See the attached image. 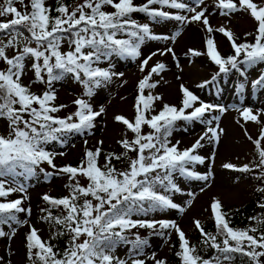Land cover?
<instances>
[{"label": "snow or ice", "instance_id": "6c2138e0", "mask_svg": "<svg viewBox=\"0 0 264 264\" xmlns=\"http://www.w3.org/2000/svg\"><path fill=\"white\" fill-rule=\"evenodd\" d=\"M15 2L16 0H4V3L0 4V17L9 15L12 17L10 20L0 22V32L10 37L6 44L0 43V61L8 66L0 70V118L8 120L10 129L7 136L0 134V178H11L12 182H16L17 176L33 175L34 166L41 163L56 168L53 163L54 154L47 151L45 145L52 141L63 143L61 136L65 133L73 131L83 133L92 129L96 118L104 112L103 107L99 111H94L87 101L78 98L74 101L77 105V111L73 114L76 120H73V116L58 118L52 115L59 111L58 107L50 103L55 99V93L46 90L38 95L22 83L26 59L33 61L31 67L36 81L51 85L53 81H58L65 74L71 73L84 85L85 95L91 96L94 88L100 87L110 81L113 75H117L109 69L93 66L102 57L107 58L114 54L136 58L141 55L140 48L145 39H169L167 36L152 34L149 24L139 23L133 18V14L144 13L154 21L164 18L175 19L181 23L200 22L208 33L214 31L205 15L207 7H200L204 5L205 0H196L195 7L178 0H144L140 4L134 0H83V3L76 5L71 11L68 5L59 2L55 9L56 16H52V10L45 7V0H30L31 11L19 10L13 6ZM19 2L23 4V0ZM154 5L187 10L192 15L190 17L172 15L168 11L153 7ZM28 7L29 5H25V9ZM216 7L224 16L241 10L248 11L257 22L254 42L237 43L230 29L220 27L215 31L228 38L234 54L222 56L211 35L206 40V53L194 49L189 51L195 56L206 54L219 67L216 75L236 69L244 76L240 65L264 64V6L257 5L253 0H217ZM106 8H110L111 11L105 10ZM118 33H126L129 38L117 39ZM176 35H179V32ZM171 39L174 40L175 37ZM65 40L69 50L63 52L61 44ZM33 44L35 47L31 46ZM12 47L17 48V53L9 57L6 49ZM166 52L174 56L171 48H167ZM160 54L164 55L165 52L162 51ZM154 55L156 53L141 61V71H144ZM164 70L163 63H156L150 68L148 75L138 82L136 115L133 121L119 115L115 117L116 121L123 123L134 134L132 139L118 141L124 150L122 153H108L101 165L98 163L101 149L86 150L79 166L66 165L58 169L60 173L68 174L72 180L82 175L89 183L82 186L76 181L71 186L69 196L54 198L45 194L42 197L52 206H63L66 210V215L52 217L49 213L48 218L62 226L70 235V240L63 253H57L53 245L40 239L35 228H30L26 240L29 259L33 264H36L37 260L40 264H127V261L120 260L112 253L117 244L123 242L131 243L133 251L137 252L138 256L143 255L147 240L137 235L134 241H130L124 234L137 227L153 230L160 235H164L163 230L174 229L181 242V251L177 255L182 258V264H232L234 254L247 257L250 264H262L264 216L253 218L259 227L234 229L226 219V214L221 211L222 205L218 199H214L211 205L217 227L216 235L207 233L199 220L194 221L196 228L205 238L204 243L211 241L210 246L217 251V255L211 259H203L196 254L195 247L190 246L185 233L175 221L132 218L148 216L157 210L180 208L170 195L166 194L181 191L174 182V173L179 172L189 178L208 181L211 173L202 175L190 170L188 165L204 164L206 157L197 154V149L204 146L203 141L218 143L223 132L218 124L219 116L214 115L210 119H205V115L216 111L223 114L227 108L199 101V98L183 84L180 86L182 93L180 107L165 103L158 113L147 115L152 111L154 102L161 100L162 97L154 96L151 92L145 96V89L155 88L158 82H150L152 75H159ZM81 73L85 79H81ZM118 75L122 76L123 73ZM212 79L215 80L216 76L214 75ZM208 83L210 81H205L199 87ZM252 87H264V73L252 82ZM238 88L243 92L244 84H240ZM189 109L191 111H188ZM236 110L240 111L245 121L261 123L259 114H253L251 108ZM178 120L200 121L208 125H212L214 121L217 123L215 127H208L191 147L180 150L168 139ZM143 125H148L154 131L147 135L142 134ZM245 135L256 145L259 161L255 167L261 169L258 178L264 179V147H261L264 127L261 128L259 139L253 140L247 131ZM99 143L103 144V141ZM128 152L135 153L134 157L128 158V167L124 170L117 169L112 160H120L122 156H127ZM214 157L215 153L207 159ZM223 167L243 173L253 171L249 164L237 167L232 163H225ZM18 169L22 171H17ZM158 188L163 191H158ZM25 191L23 184L6 187L5 180L0 179V198L8 197L14 192ZM80 197H84L82 203H79ZM24 199L26 197L0 202V224H8L10 221L16 224L28 223L15 215L22 212L30 214L29 208L22 207ZM258 206L264 208V203ZM183 210L180 208V211ZM62 234L63 232L57 233ZM5 235L7 233L0 230V236ZM82 236L85 238L81 241ZM217 236L223 237L222 244L216 242ZM34 249L36 251H33ZM151 259L154 264H165V261L157 259L155 255ZM131 264H146V261L132 258Z\"/></svg>", "mask_w": 264, "mask_h": 264}, {"label": "rangeland", "instance_id": "374dc122", "mask_svg": "<svg viewBox=\"0 0 264 264\" xmlns=\"http://www.w3.org/2000/svg\"><path fill=\"white\" fill-rule=\"evenodd\" d=\"M53 0H45V5L51 4ZM83 0H73L69 10L71 11L76 5L82 3ZM140 4L144 0H134ZM190 7L196 6V0H178ZM217 0H205L204 5L207 7V15L211 27L214 29L212 33H208L202 23H181L175 19L159 18L152 20L144 13H135L133 18L139 23H147L150 26L152 34L156 36H167L168 40L163 39H145L141 45V55L136 58L120 57L112 55L104 58L94 64V67L109 69L117 75H113L110 81L103 83L100 87L93 89L91 96L85 95L84 85L74 78V75L67 73L62 79L53 81L51 85L36 81L34 71L31 67L32 60L26 59L25 72L21 80L24 85L29 86L30 90L36 94H42L46 90L55 93V99L50 103L59 108V111L52 113L58 118H67L73 116L77 111V105L74 101L82 98L87 101L94 111H99L101 107L104 112L95 120V126L92 129L85 130L83 133L75 131L65 133L61 136L60 141H52L45 145L47 151L54 154L53 163L56 168H52L47 163H41L35 167L34 174L31 176H17L16 182H12L11 178L5 177L6 187H17L19 184L25 186L26 191L14 192L8 197L0 198V202H8L14 199H24L22 207L29 208L30 214L27 212L15 213L18 219L26 220V224H16L10 221L8 224H0V230L7 233L0 236V264H33L29 259L26 235L30 228H35L40 239L43 241L50 234L49 224L43 220L41 214V206L43 204L42 197L47 195L65 194L66 183L70 179L68 174L60 173L58 169L71 165L77 167L81 164V160L85 157L86 150L101 149V155L98 163L102 164L103 155L106 152L122 153L124 150L118 141L122 139H132L134 134L127 127L115 120L116 116H123L129 121H133L136 115V98L138 95V82L143 79L150 68L156 63H163L165 70L159 75L153 74L150 82L157 83L153 89H145V96L151 92L152 95L162 97L152 105V111L147 115H153L156 111L162 109L165 103L170 105L181 106L182 93L180 86L183 84L192 91L199 101L207 104L222 105L227 108L223 114L216 112L206 113L205 119H210L217 115L219 119V127L223 129L218 143H208L203 141L204 146L197 149V154L206 157L204 164L188 165L190 170L196 171L202 175L211 173L208 181L197 180L181 175L179 172L174 173V182L181 189L180 192H171L170 197L180 208L157 210L149 213L148 216H133V219L150 220H170L175 221L179 228L185 233L188 241H191V233L197 230L194 221L199 220L204 227L203 219H208L213 215L211 205L214 199H218L223 208L238 207L243 204L247 198V194L252 189L250 177L246 173L226 169L223 167L225 163H232L237 167L248 164L253 154L254 143L245 135V131L253 138L259 139L261 128L264 127V87H252V82L264 73V64L257 65H240L241 72L236 69H230L227 73H219V67L211 61L206 55L195 56L189 50L194 49L201 53H206V40L211 35L214 39L216 47L220 54L224 57L234 54L231 42L222 33L215 31L220 27L230 29L237 43L254 42L257 29V22L246 10L234 12L228 16L220 14V10L216 7ZM259 6H264V0H253ZM25 5H29L25 9ZM21 11H31L30 0H23V4L16 0L14 5ZM153 7L168 11L170 14L191 16L187 10L171 9L159 5ZM105 10L111 11L110 8ZM199 10V8L197 9ZM0 22L10 20L11 15L1 17ZM179 32V35L176 33ZM251 33V35H247ZM119 39H128L126 33H118ZM175 37V39H171ZM10 37L8 35L0 36V43H7ZM22 46V45H21ZM35 47V44L31 45ZM171 48L172 53H167L166 49ZM69 50V45L65 41L61 44V51ZM164 51L165 54L160 53ZM6 53L9 57L17 53V48H7ZM152 53L148 66L141 71V61ZM242 59V57H241ZM179 64V66H177ZM8 66L0 61V70L6 69ZM123 73V75H118ZM216 79L213 80V76ZM46 78V77H45ZM81 79H85L81 73ZM205 81H210L203 87L199 85ZM244 84L243 92L239 91L238 86ZM63 105L64 107H60ZM198 106V105H197ZM251 108L253 114H259L261 123L257 124L252 121H245L237 108ZM188 111H191L189 109ZM27 118V116L25 117ZM73 116V120H76ZM217 122L212 125L200 121H180L178 122L172 135L168 138L173 144H176L180 150L191 147L192 144L201 135L206 132L207 128L215 127ZM22 126V125H21ZM9 122L5 118H0V134L7 136L9 133ZM142 134L147 135L154 130L148 125L142 126ZM103 141V144L99 142ZM261 147H264V140L261 141ZM64 153L59 155V153ZM214 159H207L212 157ZM134 152H128L127 156H122L120 160L115 159L117 169L124 170L128 167L129 157H134ZM73 164H76L73 165ZM41 169L43 171H41ZM17 171H22L18 169ZM51 173V175H45ZM74 184L76 181L82 186H87V178L78 175L76 180L70 179ZM88 199H92L89 197ZM95 203V201H93ZM190 202V203H189ZM221 207V208H222ZM63 212L66 210L63 206H58ZM143 217V218H141ZM152 230L147 228H132L124 234L128 240L134 241L136 236L143 238L145 233ZM164 235L153 232L148 234L147 245L143 248V255L138 256L132 249L131 243H121L116 246L113 255L120 260L127 261L131 264L132 258L145 259L146 262H153L151 257L155 255L157 259L163 260L174 249L180 246L178 233L174 229L163 230ZM14 233V234H13ZM85 237H81V241ZM69 241L64 244V249L68 247ZM264 264V258H261Z\"/></svg>", "mask_w": 264, "mask_h": 264}, {"label": "trees", "instance_id": "16d2710c", "mask_svg": "<svg viewBox=\"0 0 264 264\" xmlns=\"http://www.w3.org/2000/svg\"><path fill=\"white\" fill-rule=\"evenodd\" d=\"M72 1L73 0H53L51 4H47L45 5V7H48L49 9L52 10L51 11L52 16H56L57 13L55 9L58 6L59 2H62L68 5V7H70L72 4ZM3 3H4V0H0V4H3ZM1 19L2 18L0 17V20ZM25 34L27 35V33ZM3 35H7V34L0 32V36H3ZM178 122H180V120L176 121L173 130L176 128ZM108 153H115V152L104 153L102 164L104 163V158ZM114 161L115 159L112 160V164L117 168V165L115 164ZM258 161H259V156L256 151V145L254 144L253 154L248 163L250 167L253 168V171L246 173L248 177H250L251 179L252 189L249 190L247 194V198L243 202L242 205L233 208V210H231L230 208H223V207L221 208V211L226 214V219L229 221L230 226L233 227L234 229H246V228H251V227H259L257 225L256 219H253V218L264 216V208H261L258 206L259 204L264 203V191H260V189H264V179L258 178L261 175V169L255 167V164L258 163ZM73 165L76 166V164H73ZM88 183L89 181L87 182V184ZM73 184L74 183L69 179L67 183L65 184L66 185L65 194L50 195V197L61 198V197L69 196L71 192V186ZM157 190L163 191L162 189H159V188ZM170 193H166V194L170 195ZM83 200H84V197H80L79 203H82ZM40 209H41L43 220H45L49 224V229L51 230L49 236L46 237L43 241L48 244L53 245L55 252L61 253L64 248V244L70 240V235L67 233L66 230L63 229L62 226L57 225L54 220L49 219L48 217H49V213H51L52 217H60V216L66 215V213L60 210L59 208L58 209L55 208L54 206H52L49 202L45 200H43V204ZM203 223H204V227L203 226L202 227L207 233H210L211 235L217 234V227H216L215 219L213 216L212 217L209 216L208 219H203ZM193 231L194 232L191 233V241H189V243H190V246L195 247L196 254L201 256L203 259H211L212 257L216 256L217 251L216 249L210 246L211 241H209L207 244L204 243L205 238L201 235V232L198 229L193 230ZM58 232H63V234L57 235ZM151 233H153V230L148 234H151ZM148 234L145 233V236L143 237V239L148 240L149 238V236H147ZM222 240H223V237L217 236V241H216L217 243L222 244ZM121 243L122 242L118 244H121ZM33 251H36V250L34 249ZM180 251H181L180 246L179 245L175 246L174 249L166 256V258L163 259V261H165V264H182V258L177 255V253ZM234 256H235V259L232 262V264H250V261L247 257L241 256L239 254H234ZM36 264H40V262L37 260ZM146 264H154V262L149 261V262H146Z\"/></svg>", "mask_w": 264, "mask_h": 264}]
</instances>
